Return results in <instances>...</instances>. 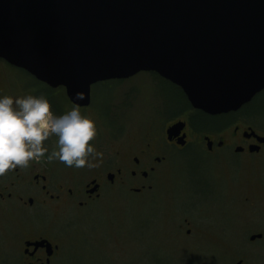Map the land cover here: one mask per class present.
I'll return each instance as SVG.
<instances>
[{
	"label": "rangeland",
	"instance_id": "obj_1",
	"mask_svg": "<svg viewBox=\"0 0 264 264\" xmlns=\"http://www.w3.org/2000/svg\"><path fill=\"white\" fill-rule=\"evenodd\" d=\"M6 77L9 84L5 91V75L0 73V94L37 93L33 77L22 70L10 68ZM167 80L140 71L129 78L94 83L90 106L81 109L96 121L97 135L89 143L98 151L103 144L113 159L112 150L121 142L113 140L116 133L128 146L146 130H162L156 118L154 126L150 121L142 126L134 107L144 103L155 116L173 114L172 105L177 102L187 107L181 91ZM51 89L49 93L62 113L74 106L64 86ZM39 92L46 93L44 89ZM134 92L147 97L138 98ZM228 119L229 115L196 116L205 132L220 128ZM258 122L264 126V115ZM53 138L49 141L58 149V137ZM202 145L191 142L185 148L172 147L174 153L169 151L170 162L152 192L138 194L119 185L109 186L103 198L87 207L72 205L51 215L47 220L54 221L66 245L61 264H222L238 255L242 247L255 248L256 254L262 250L264 240L252 243L247 234L264 229V158L233 150L209 152ZM58 162L57 169L68 179L87 175V164L76 167ZM185 219L193 220V232L198 236L177 231L175 225ZM16 224L15 219L0 215L1 232Z\"/></svg>",
	"mask_w": 264,
	"mask_h": 264
},
{
	"label": "water",
	"instance_id": "obj_2",
	"mask_svg": "<svg viewBox=\"0 0 264 264\" xmlns=\"http://www.w3.org/2000/svg\"><path fill=\"white\" fill-rule=\"evenodd\" d=\"M0 57L76 104L98 81L156 71L219 114L264 88V0H0Z\"/></svg>",
	"mask_w": 264,
	"mask_h": 264
},
{
	"label": "flooded vegetation",
	"instance_id": "obj_3",
	"mask_svg": "<svg viewBox=\"0 0 264 264\" xmlns=\"http://www.w3.org/2000/svg\"><path fill=\"white\" fill-rule=\"evenodd\" d=\"M9 66L21 70L0 57V73L5 75L3 78L5 91L9 84L6 77ZM32 79L37 93H27L23 90L13 97L27 94L40 95L42 93L39 90L44 89L46 91L44 95L50 100L53 110L57 114H62L57 100L49 93L52 90L51 86L36 77ZM172 84L181 91L188 106H181V103L177 102L172 105L175 109L173 114L155 116L152 111L144 107V103H136L134 113L140 116L142 126L147 125L143 123L146 121H150L153 125V118H156L162 123V130H146L139 140L128 146L122 144L125 138L119 132L116 133L113 140L121 142L114 151L112 150L113 159L110 158L106 147L100 145L99 151L103 156L98 157L97 166L87 168L84 179L77 176L70 177L72 180L68 179L57 169L58 158L52 160L47 158L53 149H57V146L49 141L56 137L55 134L44 142L48 146V152L41 159L31 160L24 167L18 165L15 169L10 168L0 175V215L9 216L17 221V224L8 231H0V264H61L66 255V245L64 246L63 241L60 240L54 221L47 219L65 207L70 208L72 205L87 207L86 204H90L91 201L103 198L109 186L119 185L138 194L156 190L160 181L159 175L170 162L168 153L169 151L174 153L172 147L185 148L194 142L204 144L209 152L233 150L239 154L264 158V126L258 122L264 115V88L236 110L210 114L194 107L182 87ZM138 93L134 92L138 98L144 97L145 100L147 95ZM0 95H9V92ZM69 101L76 104L70 99ZM89 106L90 104L80 105V109ZM143 115H146L145 119H142ZM202 115H229L230 119L220 128L205 132L202 130L203 126L196 121V116ZM182 121L186 123L185 128L181 130L173 128V125ZM183 140L185 143H181ZM182 221L175 225L178 232L189 237L198 236V234L194 235L192 219ZM247 240L252 243L264 240V229L247 234ZM257 254L255 248L242 247L238 255L222 264H262V262L264 264V243L262 250L259 249ZM209 264H217V262L211 261Z\"/></svg>",
	"mask_w": 264,
	"mask_h": 264
},
{
	"label": "clouds",
	"instance_id": "obj_4",
	"mask_svg": "<svg viewBox=\"0 0 264 264\" xmlns=\"http://www.w3.org/2000/svg\"><path fill=\"white\" fill-rule=\"evenodd\" d=\"M78 100L84 90L75 93ZM58 137V149L48 159H60L68 165L95 167L103 153L89 143L97 135L96 121L82 114L77 103L70 110L57 114L44 94L24 96L0 95V175L18 165L27 166L48 152L44 143Z\"/></svg>",
	"mask_w": 264,
	"mask_h": 264
},
{
	"label": "trees",
	"instance_id": "obj_5",
	"mask_svg": "<svg viewBox=\"0 0 264 264\" xmlns=\"http://www.w3.org/2000/svg\"><path fill=\"white\" fill-rule=\"evenodd\" d=\"M25 74H27L28 76H32L30 73H28L26 70H24V69H21ZM153 73H156L157 75H159L157 72H154L153 71ZM160 76V75H159ZM32 77H34V76H32ZM163 78V77H162ZM165 79V78H164ZM59 111H62V109H60L59 108ZM59 113H61V112H59Z\"/></svg>",
	"mask_w": 264,
	"mask_h": 264
}]
</instances>
